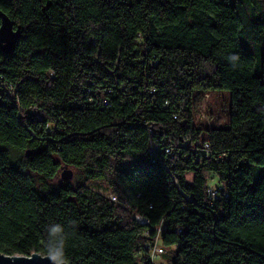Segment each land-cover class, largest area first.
<instances>
[{"label":"trees","instance_id":"obj_1","mask_svg":"<svg viewBox=\"0 0 264 264\" xmlns=\"http://www.w3.org/2000/svg\"><path fill=\"white\" fill-rule=\"evenodd\" d=\"M0 11L21 31L0 53V253L47 256L58 223L68 264H152L156 240L166 264H264V0ZM216 90L229 127L196 125L195 92Z\"/></svg>","mask_w":264,"mask_h":264},{"label":"rangeland","instance_id":"obj_2","mask_svg":"<svg viewBox=\"0 0 264 264\" xmlns=\"http://www.w3.org/2000/svg\"><path fill=\"white\" fill-rule=\"evenodd\" d=\"M194 99V117L196 125L216 128L229 127L231 101L228 91L216 90L208 93L196 91ZM211 180L213 179L211 178ZM61 181L63 180L61 179L60 182ZM77 181L78 175L73 171V179L71 182L75 184ZM214 182H217V179ZM89 188L93 192H104L106 193L105 196L112 194V191L108 188L98 186L94 183L90 184Z\"/></svg>","mask_w":264,"mask_h":264},{"label":"water","instance_id":"obj_3","mask_svg":"<svg viewBox=\"0 0 264 264\" xmlns=\"http://www.w3.org/2000/svg\"><path fill=\"white\" fill-rule=\"evenodd\" d=\"M20 38V29L15 30L14 23L6 14L0 11V53L4 56L13 54ZM27 155L30 156L31 152H28ZM61 179L63 181H71L73 179V171L70 169L63 170ZM0 264H52V262L47 256L42 255L10 257L0 253Z\"/></svg>","mask_w":264,"mask_h":264},{"label":"clouds","instance_id":"obj_4","mask_svg":"<svg viewBox=\"0 0 264 264\" xmlns=\"http://www.w3.org/2000/svg\"><path fill=\"white\" fill-rule=\"evenodd\" d=\"M229 61L235 66L240 57L231 55L228 57ZM72 227H75L73 222ZM69 234L66 233L65 227L61 224L50 225L47 229V239L44 247L47 250V258L52 264H68L66 255V245Z\"/></svg>","mask_w":264,"mask_h":264},{"label":"built area","instance_id":"obj_5","mask_svg":"<svg viewBox=\"0 0 264 264\" xmlns=\"http://www.w3.org/2000/svg\"><path fill=\"white\" fill-rule=\"evenodd\" d=\"M159 148L153 147L151 149V153H156ZM210 191L209 194L213 199H218L221 191L223 190L222 187H219V182H213V180L210 181ZM111 200L116 202V197L111 196ZM137 220L141 224H147L145 219L137 217ZM144 248H146L149 251V259L152 262V264H166L165 260L163 258L164 254L166 253L165 248L159 243L158 240H156L153 244H147Z\"/></svg>","mask_w":264,"mask_h":264}]
</instances>
